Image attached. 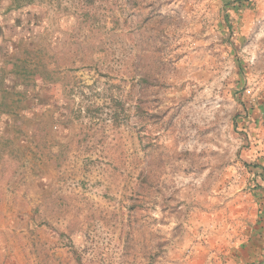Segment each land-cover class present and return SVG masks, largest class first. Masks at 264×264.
I'll list each match as a JSON object with an SVG mask.
<instances>
[{
    "label": "rangeland",
    "instance_id": "rangeland-1",
    "mask_svg": "<svg viewBox=\"0 0 264 264\" xmlns=\"http://www.w3.org/2000/svg\"><path fill=\"white\" fill-rule=\"evenodd\" d=\"M0 51V264H264V0H0Z\"/></svg>",
    "mask_w": 264,
    "mask_h": 264
},
{
    "label": "crops",
    "instance_id": "crops-1",
    "mask_svg": "<svg viewBox=\"0 0 264 264\" xmlns=\"http://www.w3.org/2000/svg\"><path fill=\"white\" fill-rule=\"evenodd\" d=\"M4 54L2 53V51H0V72H2V74L0 75V92H1V90L3 91L4 89H7V87H6L7 85H6L5 81H6V78H7L8 74L3 76V74L5 72L4 71V65H5L4 64V62H5V59H4L5 55ZM4 91H6V90H4ZM0 105H1L0 106V117L2 115H4V114L7 115L8 112L1 108L2 107V97H1V95H0ZM0 171H1V169H0Z\"/></svg>",
    "mask_w": 264,
    "mask_h": 264
},
{
    "label": "trees",
    "instance_id": "trees-1",
    "mask_svg": "<svg viewBox=\"0 0 264 264\" xmlns=\"http://www.w3.org/2000/svg\"><path fill=\"white\" fill-rule=\"evenodd\" d=\"M24 5H26V4L20 3V4L17 5V7L19 8V7L24 6ZM24 52H25L26 54H31L30 51H26V50H25ZM16 60H17V59H16ZM28 60H29V57H25V56H24V62H26V61H28ZM12 65H13V67H17L16 64H13V63H12ZM20 66H21L23 69L25 68V66H24L23 64H21ZM25 69H26V68H25ZM25 69H24V70H25ZM24 70H23V71H24ZM37 75L40 77V74H37Z\"/></svg>",
    "mask_w": 264,
    "mask_h": 264
}]
</instances>
